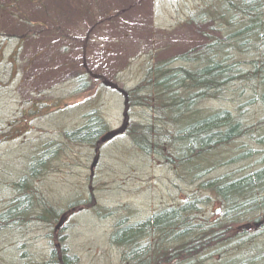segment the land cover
<instances>
[{
    "label": "rangeland",
    "instance_id": "rangeland-1",
    "mask_svg": "<svg viewBox=\"0 0 264 264\" xmlns=\"http://www.w3.org/2000/svg\"><path fill=\"white\" fill-rule=\"evenodd\" d=\"M79 1L87 9L82 14L73 7L0 0V210L16 196L13 183L39 157L45 161L34 167L37 189L59 211L52 224H46L50 213L41 211L47 215L45 224L29 222L25 233L1 231L0 264H23L24 258L41 264L65 245L78 264H124L125 250L111 241L115 224L144 221L197 197L207 215L216 216L221 209L214 198L205 205L209 192L200 187L204 179L188 176L172 165L174 157L143 150L126 134L149 117L145 106H126V93L140 86L156 61L201 47L208 40L203 32L211 27L217 29L211 30L214 35L228 34L220 22H194L217 2ZM1 6L18 12L10 15ZM23 36L22 50L16 53ZM178 60L170 63L184 65ZM229 89L224 99L208 100L206 106L244 114L250 123L264 119V101L252 84L238 80ZM95 115L104 126L97 141L72 140L68 133ZM250 147L251 156L246 157ZM45 151L52 153L44 157ZM217 156L222 157L220 164L209 178L242 175L264 166V143L239 140ZM249 225H238L237 232L246 229L264 236V225ZM237 245L236 240L213 249L203 263L226 264Z\"/></svg>",
    "mask_w": 264,
    "mask_h": 264
},
{
    "label": "trees",
    "instance_id": "trees-1",
    "mask_svg": "<svg viewBox=\"0 0 264 264\" xmlns=\"http://www.w3.org/2000/svg\"><path fill=\"white\" fill-rule=\"evenodd\" d=\"M27 1L47 8L53 4L58 5L57 8L73 7L81 14L87 10L81 8L79 0ZM215 1V7L194 22H220L228 34L214 35L211 30L217 29L211 27L210 32H203L208 40L201 47L194 45L162 63L153 61L154 65L140 86L126 93V106L130 103L145 106L149 117L146 122H136L126 134L129 133L143 150L151 148L164 156L174 157L172 165L187 171L188 176L204 179L200 187L209 192L205 205L211 204L214 198L221 204V212L216 216L207 215V211H201V199L197 197L166 208L144 221L115 224L111 241L125 250L124 264H205L203 256L236 240L237 252L226 261L228 264L264 263V236L246 229L237 232L240 224H250L252 228L264 225V166L242 175L208 177L220 164L222 157L217 155L232 144L244 139L264 143V132H261L264 119L258 124L250 123L243 119L244 114H235L225 107L206 106L208 100L224 99L238 80L252 84V90L264 101V0ZM10 7L1 6V9L15 16L18 8ZM21 11L19 13L23 14ZM44 11L45 16L47 10ZM23 42L24 36L16 53L21 52ZM176 58L184 61V65L172 66L170 62ZM59 102L54 106L59 107ZM100 120L102 118L95 115L82 128L68 135L79 142L97 141L96 137L104 132ZM251 150V147L247 149L246 157L251 156ZM48 153L52 151H45L44 157ZM34 158L27 168L28 173L12 185L18 194L6 200V207L0 210V232L21 229L25 233L29 222L45 224L47 215H41V211L50 213L49 223L56 222L59 217V211L49 207L48 198L37 189L39 175L34 167L43 165L45 160ZM262 230L260 228L259 232ZM245 234L246 237L241 238ZM49 260L79 263L67 245L59 255L53 253ZM23 261V264H35L30 258Z\"/></svg>",
    "mask_w": 264,
    "mask_h": 264
},
{
    "label": "flooded vegetation",
    "instance_id": "flooded-vegetation-1",
    "mask_svg": "<svg viewBox=\"0 0 264 264\" xmlns=\"http://www.w3.org/2000/svg\"><path fill=\"white\" fill-rule=\"evenodd\" d=\"M48 224H52L53 223V221L52 222H47ZM38 262H35V264H37ZM62 264L61 262H50V260H45V261H43V262H41V264ZM31 264H33V263H31ZM39 264V263H38Z\"/></svg>",
    "mask_w": 264,
    "mask_h": 264
},
{
    "label": "water",
    "instance_id": "water-1",
    "mask_svg": "<svg viewBox=\"0 0 264 264\" xmlns=\"http://www.w3.org/2000/svg\"><path fill=\"white\" fill-rule=\"evenodd\" d=\"M221 212V209L217 210V214H219Z\"/></svg>",
    "mask_w": 264,
    "mask_h": 264
}]
</instances>
